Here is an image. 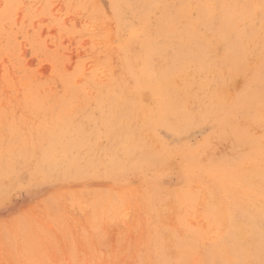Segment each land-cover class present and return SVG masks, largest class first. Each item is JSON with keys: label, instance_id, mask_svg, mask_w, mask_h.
<instances>
[{"label": "rangeland", "instance_id": "1", "mask_svg": "<svg viewBox=\"0 0 264 264\" xmlns=\"http://www.w3.org/2000/svg\"><path fill=\"white\" fill-rule=\"evenodd\" d=\"M263 169L264 0H0V264H264Z\"/></svg>", "mask_w": 264, "mask_h": 264}, {"label": "bare ground", "instance_id": "2", "mask_svg": "<svg viewBox=\"0 0 264 264\" xmlns=\"http://www.w3.org/2000/svg\"><path fill=\"white\" fill-rule=\"evenodd\" d=\"M127 2H128V1H127ZM237 3H238V2H237ZM116 4H117V3H116ZM228 5H229V4H228ZM260 152H261V151H260ZM259 158H260V157H259ZM263 170H264V169H263ZM259 176H260V175H259ZM218 209H219V208H218ZM219 220H221V219H219ZM251 226H253V225L251 224ZM260 227H261V226H260ZM243 228H244V227H243ZM252 229H253V227H252ZM238 230H239V229H238ZM242 230H243V229H242ZM249 230H250V228H249ZM253 231H254V229H253ZM235 232H237V231L235 230ZM243 232H244V231H243ZM247 232H248V231H247ZM243 234H244V233H243ZM243 234H242V235H243ZM252 234H253V232H252ZM234 235H235V234H234ZM236 235H237V234H236ZM242 235H241V236H242ZM237 236H240V235H237ZM241 236H240V237H241ZM248 236H249V235H248ZM245 237H246V236H245ZM251 238H252V237H251ZM240 239H241V238H240ZM245 240H246V239H245ZM258 240H259V238H258ZM240 241H241V240H240ZM254 241H255V240H254ZM260 241H261V240H260ZM260 241H258V242H260ZM244 242H246V241H244ZM248 242H249V241H248ZM248 242H247V243H248ZM242 243H243V242H242ZM253 243H254V242H253ZM255 243H256V242H255ZM260 243H261V242H260ZM238 244H239V243H238ZM245 244H246V243H245ZM248 245H250V243H248ZM258 245H259V244H258ZM262 245H263V244H262ZM244 246H245V245H244ZM242 248H243V247H242ZM247 254H248V253H247Z\"/></svg>", "mask_w": 264, "mask_h": 264}]
</instances>
